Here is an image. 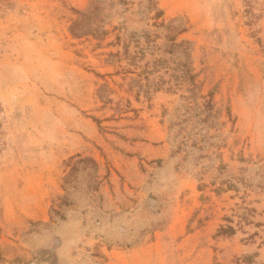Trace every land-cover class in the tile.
<instances>
[{
    "label": "rangeland",
    "instance_id": "374dc122",
    "mask_svg": "<svg viewBox=\"0 0 264 264\" xmlns=\"http://www.w3.org/2000/svg\"><path fill=\"white\" fill-rule=\"evenodd\" d=\"M0 264H264V0H0Z\"/></svg>",
    "mask_w": 264,
    "mask_h": 264
},
{
    "label": "crops",
    "instance_id": "0c3cea01",
    "mask_svg": "<svg viewBox=\"0 0 264 264\" xmlns=\"http://www.w3.org/2000/svg\"><path fill=\"white\" fill-rule=\"evenodd\" d=\"M24 26L25 27H28L27 22H26V25H24ZM19 27H20V25H19ZM20 28H23V27H20ZM17 31L20 33V36L23 37L25 31L23 29L22 30L19 29ZM22 31H24V32H22ZM14 47H16V46H14ZM8 50H11V48H9ZM8 50H6V51H8ZM14 50H16V52L18 51V53H16L17 54L16 55V59L13 62H10L9 63L10 64L9 66H11V67H18L19 69H21L22 74H24V77L28 81V80H30V76H31L32 70H30V67L28 68L29 65H28L27 62H25V59L26 58L22 55L21 50H19L17 47ZM10 53L11 54H14V52H10ZM13 80H16V79H13ZM19 168L20 169H23V168H26V167H19ZM27 168H34V167L33 166L32 167H29L28 166Z\"/></svg>",
    "mask_w": 264,
    "mask_h": 264
}]
</instances>
